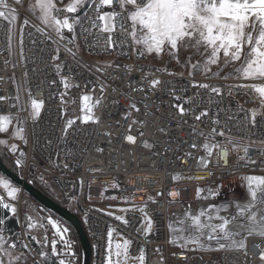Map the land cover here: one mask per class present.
I'll list each match as a JSON object with an SVG mask.
<instances>
[{
	"label": "snow or ice",
	"instance_id": "1",
	"mask_svg": "<svg viewBox=\"0 0 264 264\" xmlns=\"http://www.w3.org/2000/svg\"><path fill=\"white\" fill-rule=\"evenodd\" d=\"M24 4L25 0H14V5H10L7 0H0V22L6 24L3 30L4 47L9 56L13 54L15 45L20 60L33 65L37 62L50 65L56 79H48L47 69H40L45 73V79L38 80L37 87L46 85L50 92L49 100L57 101L55 120L49 122V128L59 133L58 140L61 144L67 145L69 137L82 136L80 152L86 154L91 144L90 136H111L109 132L96 131L101 124V116L95 112L105 102V95L110 89L112 93L128 101L122 114V119L129 127V132L122 135L127 144L134 146L138 138L145 135L147 122L141 117L153 116L159 125L156 132L160 137L167 138L166 143L163 148L158 149L154 142L142 140L140 146L151 152L157 161H168V167H175V161L190 164L193 159L197 160L198 173L202 171L203 175L170 174L173 181L210 179L214 175L212 168L250 167L257 163L250 155V148H264V139H250L248 143L239 144L231 134L232 128L227 123L221 125L219 108L210 115L209 109L201 105L207 103L218 106L225 97L232 98L236 93L247 95L255 102L256 107L249 110L237 105L239 113H243L245 131L264 125V0H68L66 4L64 0H30L27 11L39 23L23 18L22 25L18 27L19 7ZM26 30L29 36L34 30L43 38L44 43L54 45L52 51L47 52L43 47L33 48L29 50L31 55H26ZM94 33L95 43L91 44L90 40L88 42L92 47L102 49L101 54L111 55L119 49L127 57L135 54L137 59L149 55L162 59L166 55L169 62L175 61L182 71H171L167 67L153 69L120 65L114 61L86 64L80 57L81 45L78 40L93 37ZM32 43L36 45L38 42L33 40ZM126 45L128 50L124 51ZM187 53L191 54L186 59H181ZM66 58H70L78 69H84L95 79L85 78L83 72L67 64ZM10 63L5 58V69ZM11 66L13 69L16 67L15 64ZM65 68L68 69L67 72ZM229 69L231 70L228 71ZM108 70L123 72L122 76L116 77L121 84H124L132 72H140L141 75L138 80L129 79L124 84L127 89L125 91L120 84L109 83L106 78ZM32 72L37 73V69L33 68ZM196 74H200L207 81L221 80L225 83L200 82L195 80ZM77 75L81 79L77 80ZM165 75L177 79H161ZM4 79L0 77V81ZM8 80L15 86V91L12 95H0V106L7 102L16 112L0 114V134L8 136L7 139H0V149L8 153L9 159L14 158V170L22 174L27 153L11 141H19L27 146L24 127L26 121L20 113L27 112V119L33 124L35 136V126L42 119L45 102L33 97L28 72L24 73L23 83L15 79L14 73ZM231 80L238 83H227ZM73 89L83 90L79 97V115L70 111V106L76 104L72 95ZM189 90L192 91L191 95H187ZM158 93L167 99H163ZM205 94L207 101L204 99ZM137 96L140 97L139 100ZM112 103L118 105L119 100H113ZM225 112L229 110L225 109ZM239 113L229 114L227 120L237 119ZM46 114L53 115L52 112ZM206 120L213 125L210 130L201 127ZM173 124L177 129L187 127L190 130L188 138L180 140L175 148L173 144L177 137L172 134ZM234 126L239 131V123ZM133 127L137 129L136 135L131 134ZM217 137L222 139L217 140ZM201 138L202 145L197 142ZM40 139L46 145L53 143L45 135H41ZM184 144L188 145L190 151L181 155ZM201 148L203 155L197 157L192 150ZM95 150L104 151L98 146ZM233 154L236 156L235 164L230 160ZM55 155L64 161L57 164V167H72L68 160L75 157L74 149L61 150L58 147ZM153 166H156V161ZM90 171L98 172L102 169L94 168ZM261 171L264 172V169ZM40 179L45 186H50L43 176ZM147 179L144 177L145 181ZM217 179L222 180L223 175ZM242 180L246 181V195L243 200L233 199L210 204L196 214L186 210L184 216L169 219V243L182 250V258L186 252L197 251L242 252L247 256L248 238L256 236L264 239V175H247ZM79 183L83 187L82 179ZM112 187L119 188V184L114 181ZM222 188V184L208 188L198 186L196 196L205 201L215 199L222 195ZM0 190V210H7L17 219L18 226L23 230L22 233L12 232L7 228L6 218L0 217V264H75L76 254L73 252L72 241L68 236L70 229L67 226L50 215L42 217L26 214L20 219L16 206L20 201V187L5 175H0ZM144 192L147 189L134 185V191L122 201L129 207L104 214L125 227H132V219L137 218L135 214L139 213L140 224L134 231L148 243L155 223L149 205L160 203L159 197L164 195L171 198L169 204L175 203L181 192L177 188H170L167 193L156 192L155 196H141L143 203L136 205V194ZM88 199H92L91 195ZM231 208H234V212L221 214ZM129 213H132V219L129 218ZM48 225L54 230L50 240L47 235ZM39 229H44V232L38 234ZM114 233L121 236L116 228H107L105 246L102 251H98L101 264H147L143 246L133 256L130 249L134 241L121 237L122 243L113 244ZM58 243L62 244L61 248L57 247ZM99 247L97 245L98 249ZM155 252L159 257L155 264H165L162 250L157 248ZM223 259L227 260L226 257ZM259 259L264 264V251ZM213 264L221 262L217 260Z\"/></svg>",
	"mask_w": 264,
	"mask_h": 264
},
{
	"label": "built area",
	"instance_id": "2",
	"mask_svg": "<svg viewBox=\"0 0 264 264\" xmlns=\"http://www.w3.org/2000/svg\"><path fill=\"white\" fill-rule=\"evenodd\" d=\"M10 5H14V0H7ZM20 20L18 21V27L22 25L23 18H28L32 20L33 23H39L35 17L27 11L26 0L24 6L19 7ZM6 27L4 22H0V77L5 79L0 81V95H12L15 91V86L13 83L8 80V77L14 75L18 76L20 82L23 83L24 73L28 72L29 79L31 81L32 95L33 97L40 101L45 102V109L42 111V119L35 126L36 135H33V124L30 119H27V112L20 113L26 121L25 129L26 136L28 139L27 146L23 145L22 150L27 153L26 157V166L22 169V174L17 172L23 179L26 181H31L32 183L42 182L40 177L43 176L45 180H50L57 185L60 191L68 198L70 203L75 208V212L82 219L84 228L88 234L92 245V264H101V256L98 254V251H102L106 243V230L108 227L113 226L117 231L124 235L127 238H131L134 241L133 246L130 249V252L133 256L138 254V250L141 246L146 247V260L147 264H154L153 259L155 257L157 248L161 249L163 252L165 264H213L214 261L219 260L221 264H262L259 257L262 251H264V239L253 236L247 240V256L242 252H186L184 258L181 257V249L179 247L173 246L169 243V229H168V210L172 205L169 204L171 199L167 195L159 197L160 203L150 204L149 209L153 215L155 226L154 231L149 236L148 243H145L144 239L134 231V228L139 226L140 220L138 219L139 213H136L135 219H132V213H129V218L132 219V227H125L120 224V222L113 220L111 217L104 214L103 211H95L99 209L93 205L92 201L87 199L88 192L90 191L92 185L95 187L106 186L110 191L116 195L119 202L123 201V198L128 196L134 191L135 187H142L147 189V192L137 193L134 202L137 205H141L143 201L140 199L141 196L146 195H156V192H164L170 188L180 189L183 186L189 184H205V188H208L209 184L223 183L228 180L239 179L242 180V177L247 175H264V172L261 169H264V148L252 147L250 148V155L253 159L257 160V163L254 166L250 167H229V168H212L214 173L213 177L210 179L200 180V181H173L170 174L184 173L186 175H203L202 171L198 173L197 160L193 159L190 164H183L179 161H175V167H168V161H157L156 157L151 154L148 150L143 149L140 146L142 140H148L154 142L158 145L159 148H163L167 138L160 137L159 133L156 132V128L159 126L156 122L155 117H141L142 120H145L146 126L144 128L145 135L139 137L136 145H129L123 139L122 135L129 132L128 124L122 119V114L124 113L128 101L120 97L118 94L112 93L111 90L105 95V102L101 104L96 110V115L101 116V124L99 125L96 131L98 133L109 132L111 133L110 137H105L103 135L90 136L91 144L89 145V151L86 154L80 152L81 141L83 137L72 138L69 137L67 145L61 144L58 140L59 133L53 129L49 128V122L55 120V111L57 101L55 99L49 100L50 92L46 85L41 84L37 87V81L45 79V73L40 71V69H47V78L56 79L54 76L50 65L37 64L33 65L30 62H25L19 59L18 50L15 47V56H9L4 47V33L3 30ZM95 33L93 37L85 38L87 40V45L95 43ZM36 40L38 43L33 45L32 41ZM91 41V44L88 41ZM103 44V41H101ZM45 48L47 52H51L54 45L50 43H44L43 38L32 30V35L29 36L27 30L24 35V48L26 55H31L30 49L33 48ZM127 45L124 48V51H127ZM92 58L82 59L84 63L89 65H95L97 63L104 62H115L120 65H134L136 67L144 66L145 68L151 67L161 68L152 64L145 62V58L137 59L135 54L130 56V63H118V56L123 55L118 49L113 52L111 55L101 54L102 49H97L91 46ZM39 53H37L38 61ZM7 58L11 63L7 69L4 67V60ZM67 59V64L73 69H78V66L70 59ZM12 64H15L16 67L13 69ZM36 68L37 73H33L32 69ZM65 68V72H67ZM80 72L84 73V77L94 80L95 77L85 72L84 69H78ZM176 72V71H175ZM123 72H114L108 70L107 79L111 84H120L122 90H127L124 88V84L127 83L129 79H139L140 72H132L125 79L124 84H121L116 77L122 76ZM77 80L81 79L80 76L75 77ZM161 79H177L174 77L162 76ZM187 79V73H185V80ZM195 80L200 82H207L212 84H223L224 81L221 80H211L207 81L200 74H196ZM227 83H238V81L231 80ZM53 92L55 89L52 90ZM226 91V89H225ZM98 93V89H97ZM83 94V90L73 89L72 95L76 99V104L70 106V111L75 112L76 115H79V97ZM192 91L189 90L187 95H191ZM237 94H234V97L229 98L225 97L223 101L217 106L215 104H203L201 107H206L210 111V115L214 114L219 108L220 111V123L224 125L227 123L231 128V134L237 139L239 144L248 143L249 140H261L264 139V125H261L257 128H249L246 132L243 124V113H239L237 105L243 106L242 103L237 101ZM135 95V94H134ZM157 95H161L158 93ZM247 96V95H246ZM250 97V96H249ZM155 99V97H153ZM167 99V97H163ZM26 99V97H25ZM139 100L140 97L137 96ZM205 101H207V94L204 95ZM113 100H119L118 105L112 103ZM245 108V107H244ZM225 109H228L229 112H225ZM246 109V108H245ZM250 110V109H249ZM16 109L10 108L7 102H4L0 106V114H15ZM52 112L53 115L49 116L46 113ZM232 113H239L238 118L234 120H227V116ZM191 123V118H189ZM239 123L240 129L237 131L236 125ZM213 125L210 121H205L204 125L201 127L206 130H210ZM43 130V131H42ZM219 130V129H218ZM189 129L187 127L182 129H177L175 124L172 125V134L177 137L176 143L173 144L175 148L178 142L182 139L188 138ZM131 134L136 135L137 129L133 127L131 129ZM41 135H45L51 138L52 144L46 145V142L43 139H40ZM109 139L111 143H109ZM217 140L222 138L217 137ZM119 141V142H118ZM87 143L88 141H84ZM201 145L203 144V139L197 141ZM98 146L104 149L103 152H97L95 147ZM60 148L61 150L74 149L75 157L69 158L68 163L72 166L70 169H62L57 167V164H62L63 159H58L55 155L56 149ZM157 149V150H158ZM190 151L187 144L182 146L181 155H184ZM195 152V155L199 157L203 155V149L192 150ZM66 154V153H65ZM169 157L172 158L171 154ZM232 164H235L236 156L233 154L230 156ZM156 161V166H153V162ZM99 168L102 171L92 172L90 169ZM159 168L160 170H157ZM223 175V179H217L220 175ZM144 177L148 179L145 181ZM84 181L83 187H81L79 181ZM116 182L119 184V188H113L112 183ZM244 181V180H243ZM246 182V181H245ZM90 186V187H89ZM77 188V193L75 190ZM2 193V190H0ZM6 196V194H4ZM74 197L75 199H71ZM24 192L21 191L20 201L16 204L20 213L24 206ZM109 204V203H104ZM234 212V208H231ZM231 209H229L231 211ZM101 210V209H100ZM175 215H180L178 211H175ZM231 212V213H232ZM162 214V215H161ZM56 220V219H55ZM59 221V220H57ZM51 228V226H50ZM54 235V230L51 229V238ZM73 245V252L76 254L75 264H79L78 257V243L75 239L70 238ZM99 245V249L97 248ZM58 248L62 247V244L58 243ZM175 254V255H174ZM158 257V255H157ZM202 257V259H201ZM227 258L225 261L223 258ZM159 258V257H158Z\"/></svg>",
	"mask_w": 264,
	"mask_h": 264
},
{
	"label": "rangeland",
	"instance_id": "3",
	"mask_svg": "<svg viewBox=\"0 0 264 264\" xmlns=\"http://www.w3.org/2000/svg\"><path fill=\"white\" fill-rule=\"evenodd\" d=\"M30 2V0H26V7L27 4ZM68 2V0H64V3L66 4ZM15 47L13 48V56H15ZM191 53H187L181 56V59H186L187 55H190ZM145 58V62L164 68L167 67L169 70L171 71H176V72H180L182 71L181 67H179L175 61H171L169 62V57L168 56H164L162 59L160 58H156L154 55H149ZM122 58L118 59V62L121 61ZM231 69H229L228 71H230ZM15 79L20 82V79L18 76L15 75ZM21 83V82H20ZM254 104L251 105V108L254 107ZM25 127V124H24ZM26 134V132H25ZM8 136L5 134H0V139H7ZM14 143L18 144V147L22 150L23 145L21 142L19 141H11ZM0 154L2 156V158L4 159V161L6 162V164L8 166H12L13 165V159H9L8 158V153L3 150L0 149ZM0 175H3L2 173H0ZM49 182L50 186H45L43 182L37 183L38 184V188H40L44 193H46L48 196H50L52 199H54L55 201L59 202L60 204L64 205L66 203H68L69 201L66 199V196L60 191V189L57 187V185H55V183L53 181L47 180ZM223 185L222 188V195H220L219 197L215 198V199H209L207 201L200 199L196 196V188L199 186L200 188H205V184H189L186 186L181 187L179 190L181 192V195L179 197V199L176 201V203H174L173 205H171L172 209H178L181 210L183 208H189V207H193V208H197L198 211L201 208H207L210 204H219L222 202H226V201H230V200H237V201H241L245 198L246 195V182L243 180H239V179H234V180H228L226 182L223 183H213V184H209L208 186H212L215 187L216 185ZM21 189V188H20ZM22 191V190H21ZM24 192V191H23ZM91 195L92 199L90 201H92L93 203L96 204H100V203H109V204H105V206H103V209H101L104 213L109 212V211H113L115 212V210L122 208V207H129V205L123 203V202H119L118 199H112V197H116L115 194H113L110 189L106 186H101L99 187H95L92 185L90 191L88 192V196ZM87 196V199H88ZM24 206L22 208V213H21V219H22V215L23 217L26 214H32L33 216L35 215H40L42 217H47V216H52L54 219L59 220L58 218L54 217L53 215H51V213L46 212L45 210H43L28 194H26L24 192ZM66 202V203H65ZM137 205V204H136ZM70 206L72 209L75 210V208L73 207V205L70 203ZM232 212L229 210L228 212L225 213H221L223 215H228ZM193 213V212H192ZM197 211L194 213L196 214ZM116 214H120L119 212H116ZM176 217H182L181 214L180 215H175ZM112 218V217H111ZM113 219V218H112ZM154 219V218H153ZM62 222V221H60ZM44 223L46 224V220L44 221ZM63 225L67 226L70 229V232L68 233V236L72 239H75L77 241V238L74 230L66 223L62 222ZM155 226V223H154ZM113 227V226H111ZM47 235L49 237V240L51 239V228L50 225L47 226ZM21 233H22V229L20 228ZM44 232V229H39L38 234H41ZM114 240H113V244L115 243H122V238H127L124 235L121 234V236H116L114 233ZM77 243L79 244V242L77 241ZM145 248V252H146V247ZM78 251V257H79V264H82V250L81 247L78 245L77 248ZM159 258L157 257V255H155L154 259H153V263L155 264V262L158 260ZM31 264V262H30Z\"/></svg>",
	"mask_w": 264,
	"mask_h": 264
},
{
	"label": "water",
	"instance_id": "4",
	"mask_svg": "<svg viewBox=\"0 0 264 264\" xmlns=\"http://www.w3.org/2000/svg\"><path fill=\"white\" fill-rule=\"evenodd\" d=\"M0 173L11 179L15 185L20 187L21 190L28 194L35 202L67 222L73 228L79 240L82 250V264H92V245L84 228L82 219L75 211L52 199L34 183H30L23 179L6 164L1 154Z\"/></svg>",
	"mask_w": 264,
	"mask_h": 264
},
{
	"label": "bare ground",
	"instance_id": "5",
	"mask_svg": "<svg viewBox=\"0 0 264 264\" xmlns=\"http://www.w3.org/2000/svg\"><path fill=\"white\" fill-rule=\"evenodd\" d=\"M78 43L81 45V49H80V57L82 59H90L92 58V51H91V46L87 45V40H85V38H80L78 40ZM122 58L121 61H119L118 63H130V57H127L125 55H121L118 56V59ZM237 101L243 104V107H245L246 109H252L251 105L254 104V101L251 99V97L243 95V94H237ZM254 107H256V105H254ZM253 107V108H254ZM176 203V202H175ZM174 203H172L173 205ZM186 210H189L193 213H195L197 211L198 213V209L197 208H193V207H189V208H183L181 210L178 209H172L171 206L169 207L168 210V222L169 219H175V211H178L181 216H184Z\"/></svg>",
	"mask_w": 264,
	"mask_h": 264
},
{
	"label": "trees",
	"instance_id": "6",
	"mask_svg": "<svg viewBox=\"0 0 264 264\" xmlns=\"http://www.w3.org/2000/svg\"><path fill=\"white\" fill-rule=\"evenodd\" d=\"M10 167V166H9ZM14 161H13V165L10 167L12 170H14ZM15 172H17L16 170H14ZM36 186H38L37 183H35ZM39 187V186H38ZM75 193H77V188L75 190ZM68 200V198H66ZM69 201V200H68ZM37 203V202H36ZM66 203V202H65ZM38 204V203H37ZM43 210H45L46 212L48 213H51V215H53L54 217L60 219V221L68 224L67 222H65L64 220H62L61 218H59L57 215H55L54 213H52L51 211L45 209L44 207H42L40 204H38ZM64 206L70 208L71 210L74 211V209L71 208L70 206V201L66 204H64ZM23 212V211H22ZM0 217H4L6 218V225H7V228L10 229L12 232H15V233H21V230H20V227L18 226V223H17V219L12 217L11 214L9 212H7V210H0ZM22 219H23V215H22ZM69 225V224H68ZM70 226V225H69ZM71 227V226H70ZM72 228V227H71ZM73 229V228H72ZM75 233V231H74ZM76 235V233H75ZM77 238V236L75 237ZM77 241L79 242L78 238H77ZM80 246V243L78 244ZM81 247V246H80ZM52 260L54 261L55 258H52Z\"/></svg>",
	"mask_w": 264,
	"mask_h": 264
},
{
	"label": "crops",
	"instance_id": "7",
	"mask_svg": "<svg viewBox=\"0 0 264 264\" xmlns=\"http://www.w3.org/2000/svg\"><path fill=\"white\" fill-rule=\"evenodd\" d=\"M13 159V158H12ZM93 205L99 209H103V206H105L104 203H100V204H96V203H93Z\"/></svg>",
	"mask_w": 264,
	"mask_h": 264
}]
</instances>
